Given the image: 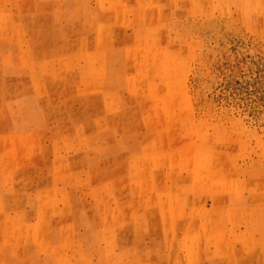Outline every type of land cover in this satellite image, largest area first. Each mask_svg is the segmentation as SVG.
I'll return each instance as SVG.
<instances>
[{
	"label": "rangeland",
	"instance_id": "rangeland-1",
	"mask_svg": "<svg viewBox=\"0 0 264 264\" xmlns=\"http://www.w3.org/2000/svg\"><path fill=\"white\" fill-rule=\"evenodd\" d=\"M0 264H264V0H0Z\"/></svg>",
	"mask_w": 264,
	"mask_h": 264
}]
</instances>
